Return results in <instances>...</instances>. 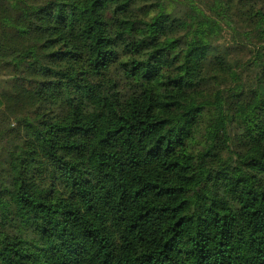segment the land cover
Here are the masks:
<instances>
[{"label": "trees", "instance_id": "1", "mask_svg": "<svg viewBox=\"0 0 264 264\" xmlns=\"http://www.w3.org/2000/svg\"><path fill=\"white\" fill-rule=\"evenodd\" d=\"M3 75L0 264H264V0H0Z\"/></svg>", "mask_w": 264, "mask_h": 264}, {"label": "rangeland", "instance_id": "2", "mask_svg": "<svg viewBox=\"0 0 264 264\" xmlns=\"http://www.w3.org/2000/svg\"><path fill=\"white\" fill-rule=\"evenodd\" d=\"M216 50L222 52L231 64H238V67L240 68L239 72H241L244 82L248 87L255 86L257 84L259 80L257 79L258 71L251 62L254 57L256 47H254L252 43H249L248 45L242 44L237 37L234 38L232 36V33L228 29H225L220 39L216 42ZM6 81L7 75L6 77L4 75L0 77V91L3 88V85L6 84ZM12 109V113H14L16 109Z\"/></svg>", "mask_w": 264, "mask_h": 264}]
</instances>
